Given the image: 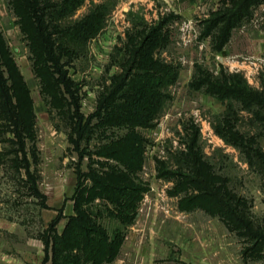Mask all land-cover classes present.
Masks as SVG:
<instances>
[{"label":"rangeland","instance_id":"1","mask_svg":"<svg viewBox=\"0 0 264 264\" xmlns=\"http://www.w3.org/2000/svg\"><path fill=\"white\" fill-rule=\"evenodd\" d=\"M224 1L85 0L62 20L69 24L103 13L99 33L86 45H76L65 66L86 115L95 111L99 94L124 74L129 48L153 26L161 25L163 34L156 56L180 69L161 114L152 126L140 128L144 164L133 176L145 186L144 196L134 222L123 225L109 212L107 206L113 205L97 196L90 176L77 186V164L85 173L94 169L99 175L123 168L121 161L98 150L126 130L96 134L89 145L92 154L80 161L70 141V95L46 75L14 4L0 0V27L33 106L25 137L27 160L22 152L18 160L30 161L41 193L30 188L26 169L14 165L16 153L2 156L0 264H43V233L59 210L57 228L62 232L68 216L75 213L77 198L80 205H97L104 211L98 217L110 233L118 227L124 233L119 255L103 264H264V163L258 162L254 149L228 143L215 129L227 112L236 111L238 116L231 118L234 129L256 138V147L264 152V120L242 109L238 100H223L208 92L207 85H197L205 73L217 76L221 71L240 72L256 88L264 83V3L220 45L212 34L206 35L205 25ZM10 138L15 139L12 131L0 129V153L14 147ZM215 193L226 203L225 210ZM231 208L247 225L235 228L232 218L227 222L224 212L231 214Z\"/></svg>","mask_w":264,"mask_h":264},{"label":"trees","instance_id":"2","mask_svg":"<svg viewBox=\"0 0 264 264\" xmlns=\"http://www.w3.org/2000/svg\"><path fill=\"white\" fill-rule=\"evenodd\" d=\"M10 1L15 6V12L22 18V31L30 37L33 48L45 63L43 68L46 75L52 76L54 82L70 95L73 119L70 141L79 154L80 161L92 154L89 145L96 134L107 131L115 133L114 128L126 130L117 134V139L113 137L112 144L103 145L98 150L102 155L113 156L121 161L123 168H115L106 175H99L94 169L91 173H85L78 163L77 186L83 184V177L90 176L93 187L98 190L97 196L113 205V208L107 206L109 212L123 225L133 223L145 190V186L133 176L144 164L145 137L140 128L154 124L170 96L168 88L180 76L177 65L156 56L163 43L161 25L151 27L137 44L129 48L128 65L124 74L99 94L95 111L86 115L81 110V99L65 66L76 53V45H86L99 33L104 25L103 13L93 12L75 22L63 24L62 20L73 15L85 0ZM263 3L264 0H225L224 5L207 19L206 35L212 34L214 40L223 45L230 38L233 29L250 19L254 10ZM65 56L69 57L66 61L63 60ZM205 74L206 76L197 80L198 87L207 85L208 92L223 100H238L242 109L253 111L264 120V83L262 88L253 87L240 72L221 71L217 76H210L209 72ZM32 107L29 87L0 27V129L15 134V139H9L14 147L9 148L8 152L0 153V159L9 153H16L17 157H12L11 160L16 167L26 169L30 188L34 194L40 195L37 178L30 171V161L24 163L18 160L20 152L24 155L23 159L27 160L25 137L32 122L29 121V117L32 119ZM235 112H227L228 117L215 128L217 133L228 143L254 149L258 162L264 163V152L256 147V138H247L234 129L231 118L238 116ZM189 148H192L191 145ZM215 195L220 208L225 210L223 198L218 193ZM80 201L81 199H76L75 213L68 216L62 232L57 228L62 218V211L59 210L43 233V264L48 261L51 264H103L115 260L119 255L124 239L121 228L110 233L98 217L104 211L99 210L97 205H80ZM229 212L231 214L224 212L227 217L223 216L227 218V222L232 218L235 228L247 225L244 216L235 209L231 208Z\"/></svg>","mask_w":264,"mask_h":264}]
</instances>
